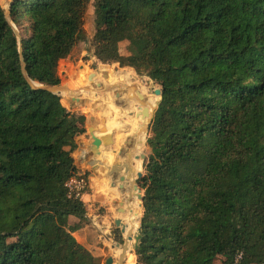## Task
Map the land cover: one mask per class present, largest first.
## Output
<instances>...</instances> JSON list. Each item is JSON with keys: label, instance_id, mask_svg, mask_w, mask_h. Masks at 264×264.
Returning a JSON list of instances; mask_svg holds the SVG:
<instances>
[{"label": "trees", "instance_id": "16d2710c", "mask_svg": "<svg viewBox=\"0 0 264 264\" xmlns=\"http://www.w3.org/2000/svg\"><path fill=\"white\" fill-rule=\"evenodd\" d=\"M90 3L94 55L161 91L137 180V264H264V0H10L20 39L0 0V264H100L74 235L86 206L67 185L86 116L22 71L58 85Z\"/></svg>", "mask_w": 264, "mask_h": 264}, {"label": "rangeland", "instance_id": "374dc122", "mask_svg": "<svg viewBox=\"0 0 264 264\" xmlns=\"http://www.w3.org/2000/svg\"><path fill=\"white\" fill-rule=\"evenodd\" d=\"M9 1L10 0H2V5L5 8L9 22L14 27L16 34L20 39V32L9 15ZM85 28L87 39L85 41L79 42L74 47L71 54L68 57L62 59L58 65V74L60 76L59 84L64 85L66 81L69 80L67 84H70L73 87L72 89L64 92L62 95L65 98V105L70 111L84 114L86 116L85 131L76 138V147L72 153L75 160V165L77 167L75 177L77 179L83 177L86 181V185L81 187L83 193L82 199L86 206V219L83 221V227L75 231L74 235L78 241L83 243L93 252V254L99 257L100 264H107L106 260L109 257H112L113 259V263L111 264H137V258L134 255L133 250L135 238L140 225L139 216L137 223L134 224V227L132 223L133 232H130L129 240L127 241L125 236L128 232L125 233L124 230H122V224L120 227H117L114 222L116 219H121L120 215L117 216L116 214V212H120L117 210V208L121 203L113 201L112 199H108L109 196H106L107 193L100 194L99 187H96L95 185V181L97 182L99 177L105 175L101 165H97V171L95 172V176H93L92 169L82 168L75 157V152L81 149L82 140L89 141L90 143L92 141L93 148L98 150L102 144L108 140L110 132L115 128L120 127L119 121L114 122L113 120L109 119L110 116L107 115V112H105L101 107L97 106L111 107L119 110L120 107L128 106V104H130L129 97H131V94L129 91L120 90L102 92L97 90H83L80 89V86L81 84L83 85L85 83L87 86H100L104 84L117 85L119 82L125 81L129 83L134 89H136V91L141 96L149 98L151 102V109H153L155 99L157 98V101L160 99V96L156 93V89L159 88V85L151 80L146 74L138 73L133 67H121L119 63H103L94 55V48L92 45V37L94 35V7L92 3H90L88 6L85 19ZM120 51L122 54L128 53L126 41L120 43ZM82 70L87 71L89 75L79 78V75L76 73ZM68 72H74V75L70 76ZM115 95L121 97L125 101L122 102L119 99L115 100ZM105 96L106 99L104 98ZM138 106L140 107V104H138ZM93 107H96V113L93 116L87 115V110ZM89 121L93 130L89 129ZM98 128H106V130L102 132ZM148 134L149 129H147V131L145 130V134L141 137L143 141L141 144L144 146L145 143L143 151L146 154L149 152V148L146 146ZM99 138L104 139L105 142L102 141L103 143H101ZM80 156L82 162H86L82 158L81 153ZM143 171L144 169L142 166V172ZM93 178L96 179L94 180ZM103 185L105 186L104 183ZM116 204L117 206L114 208ZM131 205L132 201L128 207V210ZM136 209L140 215V211L138 210L137 206ZM126 213L129 214V211ZM78 221L79 219L75 216L69 217L70 225H73ZM123 222H126L127 226L129 227L130 222L128 220L122 221V223ZM119 238H121L122 241H120ZM126 243L127 249L124 250V246L121 245H125ZM216 262L218 264H224V257L218 256Z\"/></svg>", "mask_w": 264, "mask_h": 264}, {"label": "crops", "instance_id": "0c3cea01", "mask_svg": "<svg viewBox=\"0 0 264 264\" xmlns=\"http://www.w3.org/2000/svg\"><path fill=\"white\" fill-rule=\"evenodd\" d=\"M109 108L112 110L111 113H107V115L110 116L109 119L113 120L114 122L119 121L120 127L115 128L114 130L110 132L109 138L106 142L104 141V139L99 138L101 143L103 142L105 143H103L102 146L98 150H95L93 148L92 141L91 143L87 141L81 147L80 153L82 155V158L86 161V162H83L84 164L87 163L93 166L95 164L101 165L102 169L105 172V175L101 176L100 180L98 182H95V185L96 187L97 186L99 187L100 194L107 193L106 196L107 197L109 196L108 199L110 200L112 199L113 201L122 199L121 204H119L120 205L119 207H123L124 210L122 212L115 211L117 216L120 215L121 217L128 210V207L132 201L131 195L128 191H123L125 190L126 185L125 187H122L120 191H116V188L115 189L113 188L114 184L111 182H108V180L110 179V175L112 174L111 169L114 168L113 166L117 165L118 168L121 167L120 165L117 164L121 153H123V151H126V154L130 155L132 151L135 150L134 145L133 147H131L130 143L133 138L131 136L134 133L133 126L135 125V122L137 119H136L134 111L128 107H125V108L120 107L119 110L116 108H111V107ZM89 129L93 130L90 122H89ZM99 130L103 132L102 128ZM128 142L130 145H128ZM123 170L125 171V169ZM118 172H120V170H118ZM103 183L105 184V186L103 185ZM116 206L117 204L114 206V208Z\"/></svg>", "mask_w": 264, "mask_h": 264}, {"label": "bare ground", "instance_id": "6f19581e", "mask_svg": "<svg viewBox=\"0 0 264 264\" xmlns=\"http://www.w3.org/2000/svg\"><path fill=\"white\" fill-rule=\"evenodd\" d=\"M62 86L65 89L62 91L61 96L63 95L64 92L73 88L70 84H67V83H65ZM76 86H80V85H76ZM80 87H81L80 89H83V90H94V91H96V90L97 91H112V90L129 91L131 94V97H129V103L130 104H128V106H122V108L128 107V108L132 109L134 111L136 119H137L135 122V125L133 126L134 127V133L131 136L133 138H132L131 143H130L131 147H133V145H134L135 150H133L130 155H127L126 151H123V153H121L119 159L121 158V156L126 157L127 161L129 160V164L123 168V169H125V171L120 170V172H118V171L116 172L117 176L119 177V180H120V178L124 177V180L128 183L126 185L125 190H123V191H128L131 195V198H132V205L129 208V210H127V212L129 211V214L125 213L121 216L122 221L128 220L130 222L129 227L127 226L126 222L122 223V225H125L124 232L125 233L128 232L127 235L125 236L127 238V241H128L129 240V234L131 231L133 232V227L135 226L134 224L137 223L138 216H139L137 209H136V206H137L136 200L138 199V195L136 196L137 192H136V188H135V179L137 177V174L142 170V166H143V156H142L143 145L141 144V142H143V141H142L141 137L145 134V130L147 131V128H146L147 123L150 119V116L154 112V108H156V107L154 104V108L151 109L150 99L145 97V96H141L136 91V89H134L129 83H127L125 81H121L117 85L104 84V85H100V86H87L85 83L83 85L81 84ZM83 87H88V89H84ZM104 98L106 99V96ZM94 99H96V98H94ZM138 104H140V107L138 106ZM145 110L149 112L148 116L142 115V113ZM130 144L128 142V145H130ZM116 191H117V188H116ZM132 223H133V227H132ZM121 246H124V250L127 249V243L125 245H121Z\"/></svg>", "mask_w": 264, "mask_h": 264}, {"label": "water", "instance_id": "95a60500", "mask_svg": "<svg viewBox=\"0 0 264 264\" xmlns=\"http://www.w3.org/2000/svg\"><path fill=\"white\" fill-rule=\"evenodd\" d=\"M22 60H23V59H22ZM22 71H23L24 76L27 78V80L30 82V84H31L33 87H39V86H41V87H43V88H45V89H47V90H50V91H52V92H54V93H56V94H58V95H60V96H61L62 91L65 89V88L62 86V84H61V85H60V84H58V85H48V84H42V85H40V84H38V83L32 81V80L29 78L28 74H27V71H26V68H25L24 63H23V66H22ZM95 84H96V83H95ZM95 84H94V85H95ZM83 88H84V89H88V87H83ZM67 90H68V89H67ZM101 92H102V91H101ZM156 93H157L158 95H160V93H161L160 89H156ZM115 96H116V95H115ZM114 98H115V100L119 99V100H121L122 102L125 101V100H123L121 97H118V96H116V97H114ZM157 106H158V103H157ZM153 113H154V112H153ZM148 114H149V112L146 111V110L143 112V116H148ZM152 117H153V114L150 116V119H149V121H148V123H147V127H146L147 129H149V125H150V122H151ZM102 130L105 131L106 128H103ZM144 150H145V149H144ZM142 156H143V160H145L146 153H144V151H143V153H142ZM119 164H120V163H119ZM128 164H129V162L127 161L126 164H125V165H122L118 170H123V167H126ZM113 167H114V169H116V168H117V165H114ZM97 168H98V167H97V165L95 164V165L93 166L94 173H95V171H97ZM118 170H114V171L112 172V174L110 175V181H111V183L116 184V185L113 186V188H114V189L117 188V191L121 190L122 187H125V185L128 184V183L124 180V177L120 178V180L118 179V176H117V173H116ZM142 175H143V172H142V170H141V171L137 174V177H136V179H135V188L139 191V197H140V199H141V203H142V209H141V212H140V215H139V221L141 220V213L143 212V202H142L143 195H142V193H141V190H140L139 187H138L137 179H139ZM115 201L118 202V203H121L122 199L115 200ZM117 210L120 211V212H122L124 209H123V207H118ZM114 222H115V225H116L117 227H120V225L122 224L121 219H116ZM124 227H125V225H123V229H122V230H124ZM106 263H107V264H111V263H113V259H112V257H109V258L106 260Z\"/></svg>", "mask_w": 264, "mask_h": 264}, {"label": "built area", "instance_id": "2783aa9c", "mask_svg": "<svg viewBox=\"0 0 264 264\" xmlns=\"http://www.w3.org/2000/svg\"><path fill=\"white\" fill-rule=\"evenodd\" d=\"M76 175H74L67 183V185L69 186L71 192L75 193L76 196H80V198L82 199V189L81 187H84V185H86V181L85 179L79 178L77 179L75 177ZM83 200V199H82Z\"/></svg>", "mask_w": 264, "mask_h": 264}, {"label": "flooded vegetation", "instance_id": "af4514ba", "mask_svg": "<svg viewBox=\"0 0 264 264\" xmlns=\"http://www.w3.org/2000/svg\"><path fill=\"white\" fill-rule=\"evenodd\" d=\"M125 155H126V154H125ZM126 162H127L126 157H122V156H121V158L119 159V161H118L117 164L120 165V166H122V165H124ZM128 162H129V160H128ZM119 163H120V164H119ZM114 170H118V166H117L116 169L112 168V169H111V172H113ZM92 171H93V173H94L93 167H92ZM118 179H119V177H118ZM108 182H111L110 179L108 180ZM114 185H116V184H114Z\"/></svg>", "mask_w": 264, "mask_h": 264}]
</instances>
